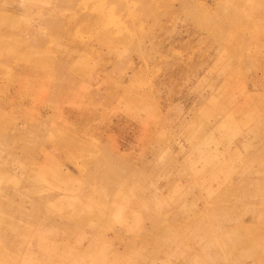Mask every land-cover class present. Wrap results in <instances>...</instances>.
Returning a JSON list of instances; mask_svg holds the SVG:
<instances>
[{
  "label": "rangeland",
  "instance_id": "1",
  "mask_svg": "<svg viewBox=\"0 0 264 264\" xmlns=\"http://www.w3.org/2000/svg\"><path fill=\"white\" fill-rule=\"evenodd\" d=\"M1 34L0 264H264V0H0Z\"/></svg>",
  "mask_w": 264,
  "mask_h": 264
},
{
  "label": "bare ground",
  "instance_id": "2",
  "mask_svg": "<svg viewBox=\"0 0 264 264\" xmlns=\"http://www.w3.org/2000/svg\"><path fill=\"white\" fill-rule=\"evenodd\" d=\"M86 1V0H85ZM88 1V0H87ZM259 14V13H258ZM257 15V14H256ZM259 17V16H258ZM226 19V18H225ZM224 23H225V21H224ZM221 28H223V27H221ZM219 30V29H218ZM222 32V31H221ZM0 36H2V34L0 35ZM221 52V51H220ZM1 55V54H0ZM175 58V57H174ZM3 61V60H2ZM6 61V60H5ZM208 61V60H207ZM206 61V62H207ZM136 62V61H135ZM205 62V61H204ZM3 64V63H2ZM207 70V69H206ZM28 76V75H27ZM218 81V80H217ZM259 81V80H258ZM209 94V93H208ZM126 98V97H125ZM246 99V98H245ZM68 100V99H67ZM74 101H75V99H74ZM123 101V100H122ZM242 106V105H241ZM200 107V106H199ZM239 107V106H238ZM236 111H238V109H236ZM232 114V113H231ZM82 121V120H81ZM106 126V125H105ZM214 128V127H213ZM255 137V136H254ZM264 148V147H263ZM210 154V153H209ZM203 155V154H202ZM203 160V159H202ZM200 164V163H199ZM205 168V167H204ZM242 169V168H241ZM259 174V173H258ZM246 175V174H245ZM220 180V179H219ZM31 192H32V190H31ZM20 195V194H19ZM21 195H22V193H21ZM19 197V196H18ZM65 197V196H64ZM21 198V197H20ZM65 199V198H64ZM205 204V203H204ZM82 205H83V203H82ZM87 205V204H86ZM231 205V204H230ZM44 206V205H43ZM75 206V205H74ZM80 206V205H79ZM17 207V206H16ZM86 207V206H85ZM84 207V208H85ZM107 207V206H106ZM105 207V208H106ZM75 208V207H74ZM83 208V209H84ZM87 208V207H86ZM231 208H233V207H231ZM60 209V208H59ZM81 209H82V207H81ZM80 209V210H81ZM82 209V210H83ZM15 210V209H14ZM24 210H25V208H24ZM26 212V211H25ZM51 212V211H50ZM52 213V212H51ZM20 214H21V212H20ZM6 217V216H5ZM228 217V216H227ZM10 218V217H9ZM250 218H252V219H254L253 218V215L250 217ZM4 219V218H3ZM12 219V218H11ZM1 221V220H0ZM27 222V221H26ZM218 222V221H217ZM2 223V222H1ZM238 224V223H237ZM24 226H25V224H24ZM254 227V226H253ZM7 228V227H6ZM235 228V227H234ZM243 226H241V228L240 229H242L243 230ZM238 229V228H237ZM15 230V229H14ZM234 230H236V229H234ZM21 231V230H20ZM19 231V232H20ZM36 231V230H35ZM230 231H232V230H230ZM240 231V230H239ZM229 232V231H228ZM224 234H225V232H224ZM232 234V233H231ZM75 236V235H74ZM235 236V235H234ZM96 237V236H95ZM47 239V238H46ZM239 239V238H238ZM36 240V239H35ZM59 240V239H58ZM44 242V241H43ZM54 242V241H53ZM88 242V241H87ZM240 242V241H239ZM51 246H52V244H48V246L47 245H45V243H41V244H39L38 243V248L40 249V250H42L43 252H44V250H49L50 249V255H52V256H54L55 257V254H56V251L55 250H52V248H51ZM86 247V246H85ZM66 249V248H65ZM73 249V248H72ZM39 250V251H40ZM65 251V250H64ZM1 252V251H0ZM63 252V251H62ZM58 253H60V251L58 252ZM43 254V253H42ZM46 254V253H45ZM49 254V253H48ZM58 255V254H57ZM63 255V254H62ZM59 256H61V254H59ZM58 256V257H59ZM80 256V255H79ZM220 256V255H219ZM57 257V258H58ZM36 258V257H35ZM61 258H63V257H61ZM37 259H39V258H36V260ZM40 260H42V259H40ZM63 260V259H62ZM69 260V259H68ZM169 260V259H168ZM33 261H35V260H33ZM73 261V260H72ZM80 261V260H79ZM32 262V261H31ZM42 262V261H41ZM255 262V261H254ZM46 263V262H45ZM74 264H75V262H74ZM106 264V263H105ZM173 264V263H172Z\"/></svg>",
  "mask_w": 264,
  "mask_h": 264
}]
</instances>
